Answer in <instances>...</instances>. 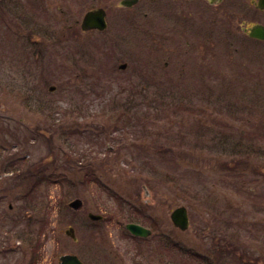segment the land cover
Instances as JSON below:
<instances>
[{
    "label": "rangeland",
    "instance_id": "rangeland-1",
    "mask_svg": "<svg viewBox=\"0 0 264 264\" xmlns=\"http://www.w3.org/2000/svg\"><path fill=\"white\" fill-rule=\"evenodd\" d=\"M83 1L0 0V264H264V61L219 40L182 75L166 12L121 40L117 0Z\"/></svg>",
    "mask_w": 264,
    "mask_h": 264
},
{
    "label": "flooded vegetation",
    "instance_id": "flooded-vegetation-1",
    "mask_svg": "<svg viewBox=\"0 0 264 264\" xmlns=\"http://www.w3.org/2000/svg\"><path fill=\"white\" fill-rule=\"evenodd\" d=\"M122 1L117 0L116 4L118 23L122 21V18L127 23L125 30L124 27L121 28V23H119L118 30L121 40L127 37L129 31L132 35V31L140 27L139 11H143V15L146 17L143 20L149 25H151L149 11L158 9L167 13L166 19L169 28L174 30L175 27L174 31L180 32V37L178 39L173 38L171 43L170 38H167V45L171 52L173 49L171 44H177L179 49L180 46L182 47V52L179 51V54L174 55L178 59L185 60L179 62L182 75L191 73L195 77L198 67L196 59L204 60L202 57L206 58L207 49L213 50L210 52L213 59L219 40L230 43L231 56L240 53L253 57L256 54L259 56V60L264 61V0H135L129 5L123 4ZM80 2L83 5L88 4V1H85V4L83 0ZM90 5H88L87 10L98 7L105 9L108 27L109 11L101 5ZM88 31L98 30L91 29ZM195 49L202 53L191 55V50ZM190 60L195 61L189 63ZM165 65L168 66L169 61H165ZM189 65L191 66L190 69H188ZM200 68L201 65L199 70ZM137 264L143 263L139 261ZM163 264L169 263L163 262Z\"/></svg>",
    "mask_w": 264,
    "mask_h": 264
},
{
    "label": "water",
    "instance_id": "water-1",
    "mask_svg": "<svg viewBox=\"0 0 264 264\" xmlns=\"http://www.w3.org/2000/svg\"><path fill=\"white\" fill-rule=\"evenodd\" d=\"M133 2H135V0L122 1L123 4H128V5L132 4ZM105 27H106L105 11L102 8L92 9L84 14L81 22V28L83 30H88L91 28L104 29ZM126 66H127L126 63H122L119 65V68L125 69ZM49 89L54 90L55 86L52 85L49 87ZM68 205L71 208L77 210L82 207L83 201L80 198H74L68 203ZM87 216L92 220H98L102 217V215L93 212H88ZM170 218L174 226L182 230H185L188 227L189 219H188L187 209L185 206L180 205L175 207L170 212ZM125 226L134 235L146 236L150 233V229L137 223L128 222L126 223ZM66 233L70 234L71 237L75 239V234L72 227H69L66 230ZM59 260H60V264H84L77 255L72 253L62 254L59 257Z\"/></svg>",
    "mask_w": 264,
    "mask_h": 264
},
{
    "label": "trees",
    "instance_id": "trees-1",
    "mask_svg": "<svg viewBox=\"0 0 264 264\" xmlns=\"http://www.w3.org/2000/svg\"><path fill=\"white\" fill-rule=\"evenodd\" d=\"M59 125H61V124H59ZM62 126V125H61ZM67 127H69L70 129L68 130V132L69 133H71V134H74V133H76V134H78L79 133V129H80V127L78 126V125H73V129H72V125H68ZM67 132V133H68ZM85 133V131H82V133L81 134H84ZM86 134V133H85ZM84 134V135H85ZM79 135V134H78ZM107 148H108V146H107ZM110 150V149H109ZM87 177V180H90V176L87 174L86 175Z\"/></svg>",
    "mask_w": 264,
    "mask_h": 264
}]
</instances>
